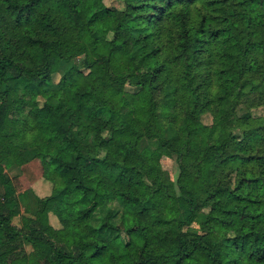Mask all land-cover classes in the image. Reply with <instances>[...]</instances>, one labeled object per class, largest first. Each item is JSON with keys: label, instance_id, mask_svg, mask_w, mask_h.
Returning <instances> with one entry per match:
<instances>
[{"label": "trees", "instance_id": "16d2710c", "mask_svg": "<svg viewBox=\"0 0 264 264\" xmlns=\"http://www.w3.org/2000/svg\"><path fill=\"white\" fill-rule=\"evenodd\" d=\"M117 1L0 0V257L264 264V117L235 112L243 78L264 103V0ZM31 158L62 182L4 171Z\"/></svg>", "mask_w": 264, "mask_h": 264}, {"label": "rangeland", "instance_id": "374dc122", "mask_svg": "<svg viewBox=\"0 0 264 264\" xmlns=\"http://www.w3.org/2000/svg\"><path fill=\"white\" fill-rule=\"evenodd\" d=\"M103 2L105 4H112L117 7L121 5L120 2L117 0H103ZM102 45L104 47V44L100 42H96V48H100ZM257 52H259V50H257ZM232 56L233 59L235 60L243 59V53L241 52V50L237 48L233 49ZM79 63H80L79 58H76V64L79 65ZM147 63L148 60L145 57L139 58L137 62V64L141 66ZM51 79L52 81L62 82L64 80H67L68 77L60 79L59 73H54ZM249 86L250 84L247 79L245 78L241 79L239 86L237 87V94L239 96V99L235 104V112L237 114H239L240 112L241 113L248 112L249 114H251L252 117H256V116L264 117V103H261L255 99L246 98L247 93L249 91ZM201 120L204 123H208L210 121V115L208 113H203L201 115ZM230 126L235 127L234 121L230 123ZM159 162H160L161 173L164 181L167 183V185L171 190H175L174 180L178 173V169L176 162L174 160V156L162 154L159 158ZM3 168L8 176L10 177L14 176L18 179L21 188L27 187L29 184H31V181L40 180V178H43L42 174L47 176V178L52 179L55 184L62 182L61 179L58 178L45 163L40 162L38 158H31L21 165L11 164L9 167L3 166ZM180 176L183 180L188 179V175L186 173H182ZM45 181L47 182V184H50V182L47 179H45ZM43 188L45 190L47 188L46 185ZM56 203H57L56 200L50 199V201L47 202L46 207L54 208L56 206ZM22 206L23 204L20 205V208ZM13 221L17 222V218L14 217ZM193 226L195 228H199L197 223H193ZM33 257H34L33 252L29 253L26 251L25 248H20L16 251H13L7 255L0 257V264H26Z\"/></svg>", "mask_w": 264, "mask_h": 264}]
</instances>
